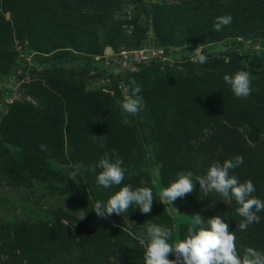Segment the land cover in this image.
<instances>
[{
  "label": "rangeland",
  "instance_id": "374dc122",
  "mask_svg": "<svg viewBox=\"0 0 264 264\" xmlns=\"http://www.w3.org/2000/svg\"><path fill=\"white\" fill-rule=\"evenodd\" d=\"M61 1L0 0V155L4 150L5 156H0V223L54 221L60 215L70 226L86 215L90 201L106 202L115 193L114 186L98 184L97 173L80 171L70 180L81 151V130L89 125L81 124L85 116L92 122L88 132L96 135L93 145L103 148L102 154L115 150L125 173L139 179L137 187L143 186L141 180L152 184L151 212L133 220L136 226L124 219L125 227H140L137 235H146L154 223L171 229L174 241L179 224L188 219L173 204L159 201L164 187L155 140L179 164L180 152L199 143L205 149L214 144L223 149L208 155L214 162L238 155L244 159L241 151L264 160V82L246 70L251 94L237 98L223 80L225 74L244 70L255 56L264 60V6L237 19L232 12L194 10L199 3L193 0H123L110 11L114 22L93 20L77 37L82 44L73 46L69 35L80 30L78 25L67 30L63 18L50 16V7ZM157 5L161 10L155 12ZM222 15H231L232 23L214 31L215 18ZM94 36L97 47H85ZM231 51L244 58L232 61ZM197 52L207 63L198 61ZM132 79L142 88L141 107L134 115L117 103L129 94L125 88ZM257 99L260 107L253 112L247 102L241 103ZM40 145H47V157H29L37 169L20 179L9 161L28 159L27 147ZM247 174L244 179L253 181L257 192L252 195L264 201V170L260 177ZM162 205L170 218L165 224L155 216ZM260 214L263 228L247 227L241 253L246 247L264 252V243L255 236L264 229ZM226 223L240 229L234 218ZM56 248L53 254L59 258L52 256L46 264H104L103 255L81 249L65 262L63 247Z\"/></svg>",
  "mask_w": 264,
  "mask_h": 264
},
{
  "label": "trees",
  "instance_id": "16d2710c",
  "mask_svg": "<svg viewBox=\"0 0 264 264\" xmlns=\"http://www.w3.org/2000/svg\"><path fill=\"white\" fill-rule=\"evenodd\" d=\"M122 1L123 0H63L60 4H53L50 7V16L52 20L56 17L63 18L67 30H70L73 24L78 25L80 30L71 31L69 35L71 40L69 44L78 46L73 43L82 44L83 41L81 39L78 40L77 37L85 32V27L91 25L93 20L100 24L108 22L107 20L115 21L114 18L110 16V11ZM193 1L199 3V7H196L194 10H202L208 15H214V13L220 14L225 11L232 12L233 15H236L237 19H246L248 18L247 16L250 17L258 7L264 6V0ZM154 10L155 12L161 10V6H155ZM85 47H97V36L92 37ZM229 57L235 62H239L244 58L238 51H231ZM243 69L249 70L264 82V60L260 57L255 56L249 59L247 65H243ZM245 102L248 103V109L252 112L253 110H258L260 107L259 99L253 102L242 101L241 103ZM241 110L245 111L244 108ZM87 123L89 125H87ZM81 124L87 126L81 130L84 135H81L82 143L78 146V149H81L78 153V163L83 164L84 167L87 168L98 163L100 157L103 155V148L98 149V147H95L92 143L94 134L88 132L87 129L92 126V122L88 121L84 116ZM213 141L214 140H211V142ZM154 146L157 151L156 160L158 169L161 172L160 184L163 187L169 186L170 182L177 178V172L183 171L193 174L194 191L173 202V205L188 219L186 222L179 224L178 239H183L185 237L187 228L190 225L191 215L195 213L200 214L205 220L216 215L221 216L225 222L234 218L236 220L235 224H240L244 220L236 211L238 205L234 199H230L227 204H224L223 198L218 193L213 191L206 194L200 189L199 181H196V177L203 176L204 170L209 168L211 163L214 162L208 160V155H213L216 151L223 150L218 147L217 144H214L211 148L205 149L199 143L195 145L193 149L188 148L185 152H180L182 155H180V164L175 162L173 157L169 156L165 145L155 140ZM161 146L164 147V149H161ZM176 147H174L175 151L177 149ZM118 149L120 150L121 147L118 146ZM241 149L242 148H239L238 151L240 152ZM48 150V148L47 151H43L41 147H27L29 154V156H27L28 159L20 162L14 160L9 161L10 165H12V170H16V172L21 174L20 179H26V171L30 172V170L35 171L37 169L35 163L31 159L40 158L39 160H43V157H47L46 154H48ZM3 154L4 150L0 156L5 157ZM241 155L247 156L243 159V163L239 167L233 169V172L231 171V175L238 177L240 182L248 180L244 179L248 178L247 170L250 174L254 173L255 176L260 177L262 170H264V160L259 161L255 157L249 158L248 153L242 151ZM29 157H31V159ZM123 159L125 164L126 158L124 157ZM41 163L43 162H39L38 164ZM201 170L202 173L199 172ZM81 171L87 174L92 173ZM11 172L12 171H10V173ZM98 172L99 169H97V173ZM129 174L125 173L124 178L127 181L126 184L122 182L121 185L114 186L115 192L124 185H130L133 188L138 186L136 181L139 179L134 176L129 177ZM31 176L34 175L31 174ZM31 176L28 178V181L33 178ZM143 186L152 188L151 182L147 181ZM254 193L257 194V192ZM94 204L95 203L90 201L89 205H85V220L75 221L73 225L70 226L62 222L63 217L60 215H57L54 221H39L35 223L19 222L16 224L0 223V264H46V260L51 259L52 256L56 259L59 258L57 255L53 254L54 249H57V245L63 247L59 249L62 252V254H60L61 259H64L65 262L75 255H78L81 249L84 252L90 251L95 256L103 255L104 258L102 262L104 264H144V248L137 239V233H139L140 227H138L136 231L132 227L126 228L123 221L124 219H128L129 223L136 226L133 220H137L138 216H143L144 214L133 204L127 212L122 213V215L112 214L107 218H101L98 217L93 210ZM163 208L162 205L160 209L155 211V216L158 218L160 217V224V220H162L164 224L170 220L167 211L163 210ZM260 213L264 214V211L257 213L259 217L261 215ZM261 222L262 220L260 218L258 223L254 222L250 224V227L262 229L263 227L260 226L262 225ZM235 228H229V230L236 231V233L234 232L236 236V246L238 250H240V245L243 242L242 234L245 235L246 230L242 231L240 229L238 230V227ZM255 236L259 242L264 243V229L261 233H255ZM173 238L174 235L172 233L170 242L173 241ZM260 244L256 243L255 246L258 247ZM64 247L66 248L64 249ZM169 259H175L174 255L169 254Z\"/></svg>",
  "mask_w": 264,
  "mask_h": 264
},
{
  "label": "clouds",
  "instance_id": "9594fccd",
  "mask_svg": "<svg viewBox=\"0 0 264 264\" xmlns=\"http://www.w3.org/2000/svg\"><path fill=\"white\" fill-rule=\"evenodd\" d=\"M232 23L231 15H222L215 18L214 31H222L224 26ZM198 61L207 63V57L197 52ZM224 82L230 86L237 98H246L251 94L250 72L238 70L233 74H225ZM142 88L135 79L129 81L125 88L122 101L118 100L123 111L129 114H137L141 107ZM96 136V135H94ZM103 146V145H101ZM41 150L47 151V145H40ZM115 157V158H113ZM243 163L242 156L227 159L223 163L213 162L206 171V175L196 177L200 189L206 194L218 193L224 201L234 199L238 205L236 211L244 218L239 224L240 230L260 221L257 213L264 211V201L253 196L255 186L251 180L240 182L238 177L230 175V170L239 167ZM122 159L115 154L105 152L98 163L87 168L83 164L74 165V171L70 173V180H75L80 171L97 173V182L105 189L122 184L125 171L122 167ZM177 178L170 182L158 193L161 203L168 202L171 205L178 198H183L194 191V182L191 172H177ZM141 184L145 181L141 180ZM154 195L151 188L142 186L133 188L130 185L120 187L118 191L110 195L107 201L98 200L93 207L96 215L107 218L112 214L122 215L135 204L142 214H149L152 210ZM85 217H81L82 220ZM172 231L168 227L150 224L145 233H140L137 239L144 248V264H264V252L252 247H246L241 253L236 246V236L229 230V225L219 216H213L205 220L200 214L191 215L190 225L183 239L170 242ZM169 254L175 259H169Z\"/></svg>",
  "mask_w": 264,
  "mask_h": 264
}]
</instances>
